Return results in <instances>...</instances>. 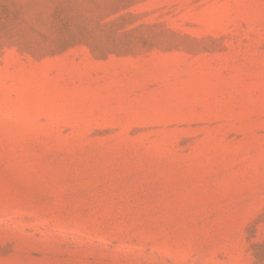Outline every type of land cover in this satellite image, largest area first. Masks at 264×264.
I'll list each match as a JSON object with an SVG mask.
<instances>
[{"label": "rangeland", "instance_id": "1", "mask_svg": "<svg viewBox=\"0 0 264 264\" xmlns=\"http://www.w3.org/2000/svg\"><path fill=\"white\" fill-rule=\"evenodd\" d=\"M0 264H264V0H0Z\"/></svg>", "mask_w": 264, "mask_h": 264}]
</instances>
